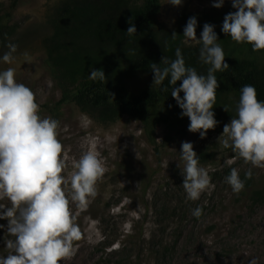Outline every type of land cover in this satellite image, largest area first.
I'll use <instances>...</instances> for the list:
<instances>
[{
	"label": "rangeland",
	"instance_id": "1",
	"mask_svg": "<svg viewBox=\"0 0 264 264\" xmlns=\"http://www.w3.org/2000/svg\"><path fill=\"white\" fill-rule=\"evenodd\" d=\"M12 1L0 0V13L9 11ZM62 1L18 0L9 24L14 32L0 45V71L13 68L16 81L35 93L40 115L59 121L58 138L66 151L64 174L70 178L75 163L89 151L106 168L87 206L72 204L82 239L76 242V255L61 264H250L253 258L264 264V201L251 199L254 189H264V168L245 163L231 147L223 146L227 139L223 128L232 118L218 121L201 139L189 127L161 122L149 134L141 120L129 115L102 120L72 98L60 104L63 89L49 66L45 39L52 33L51 17ZM215 2L181 0L175 6L161 0L158 19L173 29L183 13L201 14ZM222 8H233L232 0H224ZM9 44L17 48L13 62L5 63L2 56ZM183 142L193 144L214 185L195 201L187 198L182 186ZM232 168L240 177L251 169L253 186L234 193L226 181ZM67 191L70 198V187ZM197 207L203 209L199 218L192 214ZM0 225H4L0 256H6L5 240L14 237L7 235V219Z\"/></svg>",
	"mask_w": 264,
	"mask_h": 264
},
{
	"label": "clouds",
	"instance_id": "2",
	"mask_svg": "<svg viewBox=\"0 0 264 264\" xmlns=\"http://www.w3.org/2000/svg\"><path fill=\"white\" fill-rule=\"evenodd\" d=\"M168 2L175 6L181 4V0ZM223 4L224 0H218L213 7L221 8ZM232 6L237 10L225 15L222 32L238 44L252 45L253 51L264 50V0H232ZM128 23L126 33L136 35L132 19ZM196 27L197 19L189 18L183 36L202 44L199 59L210 65L207 75L186 66L180 48L175 50V60L169 62L164 57L161 63L166 66L161 68L160 64L152 63L151 70L153 85H160L170 77L168 82L174 86L171 96L182 109V117L189 118L188 130L199 132L204 139L207 131L219 123L212 111L219 88L215 73L224 72L229 65L217 42L214 26L205 23L199 40ZM8 48L2 60L12 63L17 46L9 44ZM27 62L31 63L30 59ZM89 79L104 81V70L91 68ZM178 81L182 83L175 87ZM224 110L228 112L227 108ZM59 126L58 120L40 115L35 93L16 81L13 68L0 71V201H9L7 205L0 203V220H8L7 235L14 237L5 240L9 253L0 256V264H61L71 260L78 251L76 242L82 239V231L72 204L87 206L89 198L96 196L97 182L103 178L106 168L100 157L89 151L82 154L74 165L75 171L67 177L64 174L66 151L58 138ZM223 134L227 136L222 141L225 148L231 147L245 163L264 168V102L258 99L253 85L241 88L237 117L224 125ZM181 149V159L185 162L182 186L187 198L195 201L214 185L208 171L200 166L193 144L183 142ZM252 175L249 169L242 180L239 171L232 168L226 181L239 194ZM192 214L199 218L203 209L197 207ZM250 264H257L256 259H251Z\"/></svg>",
	"mask_w": 264,
	"mask_h": 264
},
{
	"label": "trees",
	"instance_id": "3",
	"mask_svg": "<svg viewBox=\"0 0 264 264\" xmlns=\"http://www.w3.org/2000/svg\"><path fill=\"white\" fill-rule=\"evenodd\" d=\"M17 1H12L9 11L0 13V45L14 32L9 24ZM160 9L161 0H63L57 5L45 46L49 66L63 89L60 104L72 98L84 111L97 113L102 120L129 115L141 120L149 134L161 122L188 128L189 118L182 117V109L171 96L174 86L168 82L170 77L153 85L151 65L165 67L162 59L175 60V50L180 48L186 66L207 75L210 65L199 59L202 44L187 45L183 36L191 17L197 19L196 33H202L205 23L214 26L229 65L224 72L215 73L219 82L212 109L215 119L237 115L244 85H253L258 99L264 102V50L253 51L252 45L238 44L222 32L225 15L235 8L212 6L201 14L183 13L173 29L159 21ZM129 19L137 29L136 35L126 33ZM91 68L103 69L106 79H89ZM181 83L178 81L175 87ZM183 95L181 92V98ZM252 186L253 177L245 181L246 188ZM251 199L253 203L263 202L264 189H254Z\"/></svg>",
	"mask_w": 264,
	"mask_h": 264
}]
</instances>
